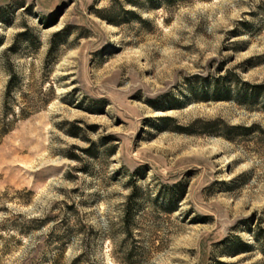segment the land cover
I'll use <instances>...</instances> for the list:
<instances>
[{"label":"rangeland","instance_id":"374dc122","mask_svg":"<svg viewBox=\"0 0 264 264\" xmlns=\"http://www.w3.org/2000/svg\"><path fill=\"white\" fill-rule=\"evenodd\" d=\"M129 1L0 0V264H264V147L176 132L264 129V0Z\"/></svg>","mask_w":264,"mask_h":264},{"label":"trees","instance_id":"16d2710c","mask_svg":"<svg viewBox=\"0 0 264 264\" xmlns=\"http://www.w3.org/2000/svg\"><path fill=\"white\" fill-rule=\"evenodd\" d=\"M177 0H162L163 4L167 6H171L175 4ZM129 3L137 8V9H143L144 11H148L150 9H153L155 7V3L153 0H132L129 1ZM128 15L135 16L138 18L141 22H144L140 16H138L134 11L128 12ZM13 75L11 76L10 82L7 87V96L11 97L12 94L17 90L16 86L20 80L19 75L12 71ZM247 87H249L250 90L254 89L256 92L253 93L255 96H253L252 100H248L250 103V106H253L256 103L257 98L260 96V89L261 87H253L249 84H246ZM250 90L245 91V98L248 97ZM231 93L230 90L224 91L217 89L218 95L223 96H229ZM21 113L26 114L24 109H21ZM12 117H16V114H12ZM28 117V115L24 116V118ZM10 131V129H6L4 132L1 133V135H5ZM176 132L186 135H196V134H204L207 136H214V137H220L222 139H225L229 142L236 143L239 140H247L252 139L258 141L263 147H264V129L259 125H253L251 127L246 126H230L226 124L225 122L218 120L214 122L209 123H202L199 122L197 125L191 127V128H178ZM133 218L132 213L130 210L127 211V217L126 222L130 221ZM264 240V239H263ZM252 247L248 244L243 243V241L239 238L235 239V242L230 249L232 254H240V253H247L251 252ZM262 254L264 255V241L262 243Z\"/></svg>","mask_w":264,"mask_h":264}]
</instances>
